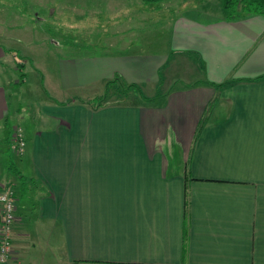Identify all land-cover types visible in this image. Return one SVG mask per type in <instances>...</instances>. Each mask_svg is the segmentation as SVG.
Instances as JSON below:
<instances>
[{
  "label": "crops",
  "instance_id": "crops-1",
  "mask_svg": "<svg viewBox=\"0 0 264 264\" xmlns=\"http://www.w3.org/2000/svg\"><path fill=\"white\" fill-rule=\"evenodd\" d=\"M11 1L48 6L59 22L36 46L0 0V188L17 197L14 258L264 264V15L229 19L222 0ZM117 77L140 92L82 102Z\"/></svg>",
  "mask_w": 264,
  "mask_h": 264
},
{
  "label": "rangeland",
  "instance_id": "rangeland-1",
  "mask_svg": "<svg viewBox=\"0 0 264 264\" xmlns=\"http://www.w3.org/2000/svg\"><path fill=\"white\" fill-rule=\"evenodd\" d=\"M1 1H3L4 4H7L5 6L6 9H7V13H9L10 11L14 12L13 8H16V9L19 10L20 13L18 12L19 13L18 19L16 17H13V18H15L16 20H21V21H23V19H24V21L27 20V22H28L27 25L29 27V32H30V29H34V33H35L36 38L35 39L33 38V43H35L36 46L38 45V42H40L41 39H39V38H40V36H42L43 32H45V31L48 32L50 29H51L50 31H53L52 28H51L52 27L51 25H53V24H59V22H58L57 19L53 20V18L56 17L55 15L54 16H50V13L48 12V9H49L48 6H40V11H39L36 7H34V8L31 9V8L27 7L26 5H22L20 2L16 5V4H13V2L11 0H1ZM191 4L194 5V7L196 9L203 8L205 5H212V6L213 5H217V6L219 5L220 8L222 7L221 6V3H220V0H209V2H208V0H193L191 2ZM43 8H45V11L46 12H43ZM34 10H36V11H34ZM26 12H28V13L26 14ZM35 12L37 14L39 13L40 16L39 17L36 16L35 15ZM11 14H9L7 16L8 19H6V17H5V20H10V19L12 20V15ZM89 24H90V22H89ZM53 27H58V26L53 25ZM47 28L49 30H47ZM23 31H25V28H24ZM48 35H50V32H48ZM30 46H32V45H30ZM24 47H25V45H24ZM40 51H44V50L41 49ZM29 80H30L29 83H28L29 84V87H27V88L32 89L34 92H36L35 90L38 89V88H36L38 85L35 86L36 83L34 84L33 83L34 81L31 80L30 78H29ZM20 92L22 94V90H20ZM39 93H41V92L39 91ZM99 94L100 93H98V95L97 94L95 95V93H94L93 95H91L89 93L88 94L87 93H84L81 96V98H82L81 100H82V102H86V103L89 104L90 103L89 101H91L94 98H96L97 96H99ZM23 98H25V97H23ZM126 98L128 99L127 96H124V97L121 96V95L116 96V95H113L111 93L110 96L105 101V103H103V105H106L108 103H116L117 104V103L123 101ZM25 101H26V99H24V102ZM11 144H13V141H11Z\"/></svg>",
  "mask_w": 264,
  "mask_h": 264
},
{
  "label": "built area",
  "instance_id": "built-area-1",
  "mask_svg": "<svg viewBox=\"0 0 264 264\" xmlns=\"http://www.w3.org/2000/svg\"><path fill=\"white\" fill-rule=\"evenodd\" d=\"M13 144L11 150L17 156H22L26 149L20 127L15 128L12 135ZM17 197L15 191L7 186L0 188V263H8L13 260L14 264H22L14 258L12 233L16 222Z\"/></svg>",
  "mask_w": 264,
  "mask_h": 264
},
{
  "label": "trees",
  "instance_id": "trees-1",
  "mask_svg": "<svg viewBox=\"0 0 264 264\" xmlns=\"http://www.w3.org/2000/svg\"><path fill=\"white\" fill-rule=\"evenodd\" d=\"M222 4L227 11L229 19H236L252 14L264 15V0H222ZM119 81V77L115 80L108 81L104 93L89 101V104L93 107H100L105 103L111 93L116 96L121 95L124 97L132 90L140 92L137 85H125L121 84Z\"/></svg>",
  "mask_w": 264,
  "mask_h": 264
}]
</instances>
